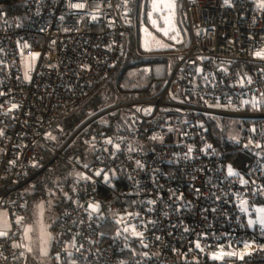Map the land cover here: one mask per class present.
<instances>
[{"label":"built area","instance_id":"1","mask_svg":"<svg viewBox=\"0 0 264 264\" xmlns=\"http://www.w3.org/2000/svg\"><path fill=\"white\" fill-rule=\"evenodd\" d=\"M131 1L22 0L24 16L0 14V210L11 221L0 229V264L27 253L28 195L59 158L77 183L50 264L264 261V0H184L187 49L139 53L173 62L163 87L108 104L56 145L61 122L136 40ZM121 111L115 134L92 133L89 161L65 155L90 125ZM207 118L234 122L245 172L220 156Z\"/></svg>","mask_w":264,"mask_h":264},{"label":"trees","instance_id":"2","mask_svg":"<svg viewBox=\"0 0 264 264\" xmlns=\"http://www.w3.org/2000/svg\"><path fill=\"white\" fill-rule=\"evenodd\" d=\"M184 0H178V21L182 32V40L168 51L185 50L190 44L191 37L187 26L185 16L182 15ZM142 0H132L130 4V16L135 23L136 40L130 39L125 58L115 69L112 77L94 92L75 112L64 119L60 127L56 130V145H61L66 138L82 123L88 116L95 113L108 104L134 98L148 97L157 93L165 84L170 76L173 62L170 60L162 61L166 66L167 72L162 76L155 75L154 60H144L139 53L143 52L141 44V27L143 22L147 21L145 8ZM27 12L26 5L22 0H0V14L24 16ZM143 15V16H142ZM169 33H167L168 35ZM138 48V52L135 50ZM157 63H160L157 61ZM150 66V70H144V67ZM141 69L139 76H133V70ZM146 69V68H145ZM94 88L89 92L91 94ZM127 111L117 112L109 115L90 125L66 150L65 155L71 158L89 161L92 157V147L90 138L93 132H104L106 135L115 134L119 127L125 123ZM208 125L209 137L213 140L220 156L226 164L238 172H245L247 169V160L249 154L243 151L239 144L230 136V121L206 119ZM229 122V124H228ZM77 179L72 174L71 167L65 160L59 158L37 179L36 184L27 199V206L24 213L25 219H31L34 205L39 201H46L49 197L56 199L58 219L54 229H57L59 217L63 209L65 198L69 194ZM23 257L17 264H22ZM208 264H214L208 261ZM70 264V263H64ZM256 264H264L263 262Z\"/></svg>","mask_w":264,"mask_h":264},{"label":"rangeland","instance_id":"3","mask_svg":"<svg viewBox=\"0 0 264 264\" xmlns=\"http://www.w3.org/2000/svg\"><path fill=\"white\" fill-rule=\"evenodd\" d=\"M142 2L143 6L148 5V9L144 7L147 10L148 22L144 21L141 27V44L143 48L141 55L173 52L168 50L176 48V45L182 40V32L178 21V0H142ZM181 7L183 8V6ZM182 15L184 16L183 9ZM167 33L169 34L167 35ZM38 55V52L33 51L24 56L25 71L33 70ZM142 58L144 60H154ZM154 61H156L154 65L155 75H164L167 72V66L160 60ZM157 61L160 63H157ZM140 70H133V76H139L141 74L139 73ZM144 70L149 71L150 66L144 67ZM230 124V136L238 142L239 132L234 127L233 121H230ZM32 210L31 219H25L23 225L22 236L28 250L23 255L25 259L22 264H50L49 254L57 240V229H54L59 216L56 199L49 197L46 201H39ZM10 223L7 212L3 209L0 210V229L9 227Z\"/></svg>","mask_w":264,"mask_h":264},{"label":"snow or ice","instance_id":"4","mask_svg":"<svg viewBox=\"0 0 264 264\" xmlns=\"http://www.w3.org/2000/svg\"><path fill=\"white\" fill-rule=\"evenodd\" d=\"M225 2L227 3L228 2V0H225ZM77 7H82V5H77ZM99 174V173H98Z\"/></svg>","mask_w":264,"mask_h":264},{"label":"crops","instance_id":"5","mask_svg":"<svg viewBox=\"0 0 264 264\" xmlns=\"http://www.w3.org/2000/svg\"><path fill=\"white\" fill-rule=\"evenodd\" d=\"M27 245V244H26Z\"/></svg>","mask_w":264,"mask_h":264}]
</instances>
